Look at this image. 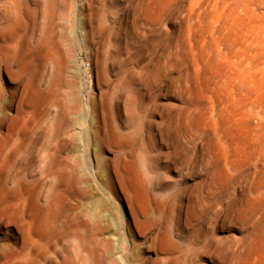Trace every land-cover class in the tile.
I'll list each match as a JSON object with an SVG mask.
<instances>
[{"label":"rangeland","instance_id":"rangeland-1","mask_svg":"<svg viewBox=\"0 0 264 264\" xmlns=\"http://www.w3.org/2000/svg\"><path fill=\"white\" fill-rule=\"evenodd\" d=\"M0 7H20L12 14L17 37L8 57L17 60L20 80L10 81L8 59L1 58L5 99L28 82L38 102L49 92L60 106L98 109L119 97L118 90L109 96L103 72L117 84L124 76L120 89L131 93L138 87L133 82L152 69L149 59L171 56L176 63L172 112L182 139L168 156L147 147L157 175L140 192L129 186V201L142 193L145 218L132 220L126 191L105 175L104 160L109 169L118 166L112 164L114 150L103 149L97 161V147L90 143L88 155L83 148L79 153L97 180L84 166L88 177L82 186L88 192L74 209L69 196L47 222L49 231L62 232L59 246L92 250L96 264H157L156 225L171 219L185 186L197 184L194 201L201 210L179 238L194 244L177 246L192 253L217 240L228 263L264 264V0H0ZM6 32H0L1 41ZM132 96L138 106L139 92ZM79 122L77 115L76 129ZM130 151V164L140 166Z\"/></svg>","mask_w":264,"mask_h":264},{"label":"bare ground","instance_id":"bare-ground-1","mask_svg":"<svg viewBox=\"0 0 264 264\" xmlns=\"http://www.w3.org/2000/svg\"><path fill=\"white\" fill-rule=\"evenodd\" d=\"M17 8L20 7H0V32L2 34L4 29L5 32L8 29L6 34L9 32L3 41L0 35V59H8L16 44L17 36L12 27L17 21L13 22L12 14ZM107 32L106 38L110 42L113 36L111 31ZM124 47L126 49L127 45ZM23 53V50L20 51V55ZM7 61L6 72L10 81H19L20 67L17 60L11 57ZM149 62L152 63V69L148 70L142 80L133 82L138 87H131V93L125 92L124 87L120 89L124 76H119L120 83L117 84L103 72V84L109 88V96H114L118 90L119 97L98 109L88 104L79 110L77 105L60 106L48 96V89L46 97L40 98L42 100L38 102L34 96L36 89L31 88L29 93L28 82L15 86L8 93L9 98L5 99L0 84V264H71L69 257L76 259L78 264L84 261L96 264L97 253L92 250L85 249L79 253L65 245L59 246L62 232L49 231L47 224L51 212L61 207L69 196V206L74 209L88 192L87 187L82 186L88 177L85 167L92 174L94 170L82 162L79 150L83 148L88 155L90 143L97 147V161L103 159L100 154L103 149L114 150L112 164L117 161L118 166L115 164L109 169L104 160L105 175L108 180L117 183L121 191H126L123 198L132 220L139 216L145 218L146 207L140 195L142 193H136L134 201H129L128 196L129 186L143 187L147 180L157 175L147 147L168 156L170 149L182 139L177 134L172 112V100L176 99V81L172 73L176 63L171 56L160 55L149 59ZM23 65L20 63V66ZM132 80H128V83ZM132 91L137 94L139 92L138 106L132 103ZM77 115L82 118L79 129L74 127V117ZM87 116L91 118L90 123L86 122ZM182 137L186 139L191 136L184 133ZM130 148L136 161L141 163L140 166L131 165L127 159L131 154ZM88 165L92 166L90 162ZM196 186H185L177 205L171 207V219L168 216L164 223L156 225L152 246L159 256L157 264H230L221 247L217 246V240L208 242L202 250L192 253L177 246L179 243L184 245L183 236L180 240V235L186 227L194 225L201 210V204L196 206L194 201ZM94 215L92 217L96 220L95 212ZM73 216L74 213L71 218ZM146 218L154 219L153 216ZM79 228L77 226L76 229ZM193 244L184 246L192 247Z\"/></svg>","mask_w":264,"mask_h":264}]
</instances>
